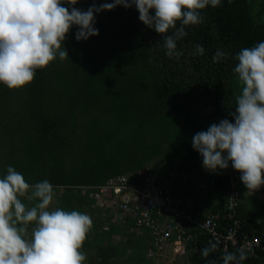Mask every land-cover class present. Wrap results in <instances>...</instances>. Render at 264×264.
I'll use <instances>...</instances> for the list:
<instances>
[{
  "label": "trees",
  "instance_id": "obj_1",
  "mask_svg": "<svg viewBox=\"0 0 264 264\" xmlns=\"http://www.w3.org/2000/svg\"><path fill=\"white\" fill-rule=\"evenodd\" d=\"M106 2L113 0H77L74 7L86 11ZM201 15L202 23L185 26L187 35L177 41L183 55L177 60L165 54L164 34L140 21L134 5L94 13L99 34L77 41L78 26L73 25L63 42L68 58L57 56L21 88L0 83V178L12 166L29 184L48 180L55 191L50 210H76L91 217L81 249L87 257L84 264L163 260L147 228L130 230L135 218L120 219L91 196L92 186L120 174L137 180L143 169L162 177L171 174L172 193L194 197L191 212L202 218L207 214L199 199L211 202L210 212H226L230 169L241 192L237 215L243 233L264 244V185L249 194L231 162L227 169L207 174L202 156L192 147L197 132L222 119L234 123L230 113L241 91L233 72L236 56L264 41V0H221ZM197 44L203 46V55H193ZM218 50L226 55L213 62ZM166 128L172 135L161 132ZM21 199L29 207L34 203ZM188 224L193 238L179 255L184 264H223L226 252L238 258L241 250L246 258L230 264H264L263 249H225L210 241L206 228Z\"/></svg>",
  "mask_w": 264,
  "mask_h": 264
},
{
  "label": "clouds",
  "instance_id": "obj_2",
  "mask_svg": "<svg viewBox=\"0 0 264 264\" xmlns=\"http://www.w3.org/2000/svg\"><path fill=\"white\" fill-rule=\"evenodd\" d=\"M65 3L72 6L70 10L63 6ZM76 3L77 0H0V83L9 89L31 83L37 69L47 67L57 56L61 60L68 58L63 42L73 25L78 26L76 40H87L99 34L94 27V13L118 5H134L140 21L164 34L165 54L179 60L183 52L177 50V41L187 35L185 26L202 23L201 10L209 5L217 7L221 0H113L99 6L94 3L86 11L74 7ZM170 29L175 31L167 35ZM203 54V46L195 45L193 55ZM225 55L218 50L213 62ZM236 59L233 72L241 91L236 96L235 111L230 113L234 123L222 119L206 131L197 132L192 137V147L202 156L206 170L227 169L231 162L247 191L254 193L264 185V41L243 48ZM211 180L208 179L210 183ZM22 197L34 201L32 206L22 202ZM54 197V187L48 180L29 184L20 172L7 167L0 178V264H84L87 257L81 249L92 219L76 210H50ZM170 248L173 256L182 255L175 254L170 245L164 256ZM213 250L214 247L205 248L202 255ZM246 255L243 250L238 258L236 253L226 252L223 264L242 261Z\"/></svg>",
  "mask_w": 264,
  "mask_h": 264
},
{
  "label": "built area",
  "instance_id": "obj_3",
  "mask_svg": "<svg viewBox=\"0 0 264 264\" xmlns=\"http://www.w3.org/2000/svg\"><path fill=\"white\" fill-rule=\"evenodd\" d=\"M146 170L138 172L137 180L127 174L112 176L105 183L92 186L91 196L97 206L110 209L118 218H135L130 230L147 228L159 256L164 255L170 245L175 254L186 252L187 242L193 238L188 223L206 228L210 241L223 244L225 249L232 245L246 250H264L261 238L243 233L242 222L237 215L241 194L230 169L226 212H213L203 218L191 212L189 200L172 193L174 179L170 175L162 177L157 173L148 174ZM153 254L154 249L149 257Z\"/></svg>",
  "mask_w": 264,
  "mask_h": 264
},
{
  "label": "crops",
  "instance_id": "obj_4",
  "mask_svg": "<svg viewBox=\"0 0 264 264\" xmlns=\"http://www.w3.org/2000/svg\"><path fill=\"white\" fill-rule=\"evenodd\" d=\"M203 171H206L207 172V174H208V171L209 170H206L205 168L203 169ZM209 172H212L213 174H214V172L213 171H209ZM209 177H211L212 178V176H209ZM209 179V178H208ZM250 193L249 194H254L253 192H251V191H249ZM189 201H191L192 203H193V206H195V202H194V197H186ZM199 201H200V203L202 204V206H201V210L204 212V214H208V213H210V211H211V208L213 207V205L212 204H210L211 202H206V200L205 199H199ZM264 204V203H263ZM170 250V252H172L171 251V248L169 249ZM167 256V255H166ZM166 256H164L163 257V259H166L167 257ZM170 257H171V259H173L174 261L173 262H180L181 264H184L185 262H183V260L181 259V258H179V257H181V256H179V255H175V256H173V252H172V256H171V253H170ZM177 259V260H176ZM173 262H172V264H173Z\"/></svg>",
  "mask_w": 264,
  "mask_h": 264
},
{
  "label": "rangeland",
  "instance_id": "obj_5",
  "mask_svg": "<svg viewBox=\"0 0 264 264\" xmlns=\"http://www.w3.org/2000/svg\"><path fill=\"white\" fill-rule=\"evenodd\" d=\"M171 125H173V124H168V126H171ZM171 130V128L170 129H168V128H166V129H164L163 131H161V132H166V133H168V135H172V132H169ZM156 131H158V130H156ZM158 133H160V130L158 131V132H156V135L158 134ZM170 253H171V256H172V252H170V250H168V252H167V258L166 259H163V260H159L158 262H157V264H172V262L174 261L173 259H171V257H170ZM179 258H181L182 260H183V258L182 257H179ZM177 260V259H176ZM175 263V262H174ZM178 264H181L180 262H178Z\"/></svg>",
  "mask_w": 264,
  "mask_h": 264
}]
</instances>
